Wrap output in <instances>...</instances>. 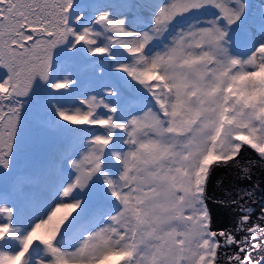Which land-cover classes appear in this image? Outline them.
<instances>
[{
  "label": "snow or ice",
  "instance_id": "1",
  "mask_svg": "<svg viewBox=\"0 0 264 264\" xmlns=\"http://www.w3.org/2000/svg\"><path fill=\"white\" fill-rule=\"evenodd\" d=\"M0 264H264V0H0Z\"/></svg>",
  "mask_w": 264,
  "mask_h": 264
},
{
  "label": "rangeland",
  "instance_id": "2",
  "mask_svg": "<svg viewBox=\"0 0 264 264\" xmlns=\"http://www.w3.org/2000/svg\"><path fill=\"white\" fill-rule=\"evenodd\" d=\"M253 5L259 3V0H250ZM83 70L79 72L82 81V88H94L91 83L93 70L86 64L82 66ZM96 74H99L102 69L96 68ZM89 94H94V91H89ZM66 144L64 134L55 128L49 127L42 130L37 136L30 140L26 149L18 155L15 165L16 168L23 173L28 179H34L33 173L43 167L46 161L54 154L61 152ZM253 216V220H255ZM216 224L213 225L215 227Z\"/></svg>",
  "mask_w": 264,
  "mask_h": 264
},
{
  "label": "water",
  "instance_id": "3",
  "mask_svg": "<svg viewBox=\"0 0 264 264\" xmlns=\"http://www.w3.org/2000/svg\"><path fill=\"white\" fill-rule=\"evenodd\" d=\"M211 192H212V186H210V195H211ZM210 206H212L211 202H210ZM214 210H215V208H214ZM232 223H233V217L230 215L228 210H225L223 218L216 223L215 227H225V228H227Z\"/></svg>",
  "mask_w": 264,
  "mask_h": 264
}]
</instances>
